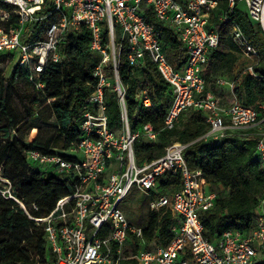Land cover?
I'll return each mask as SVG.
<instances>
[{
  "label": "built area",
  "instance_id": "built-area-1",
  "mask_svg": "<svg viewBox=\"0 0 264 264\" xmlns=\"http://www.w3.org/2000/svg\"><path fill=\"white\" fill-rule=\"evenodd\" d=\"M0 6L6 8L0 10V53L17 54V67L30 70L29 81L37 89L44 87L38 78L46 64L62 59L58 45L67 31L87 28L91 32L90 49L100 56L93 73L97 85L87 100L92 108L83 114L80 140L68 150L79 153L81 158L66 159L37 150L26 152L30 163L63 171L72 187L46 216H29L43 226L47 248L53 257L46 264H117L125 257L123 249L130 246L132 238L139 240L140 245L127 256L138 264L264 261V199L252 230L246 234L228 230L210 242L203 235L200 215L212 208L215 194L208 190L202 173L186 165L185 146L173 142L160 157L141 164L136 162L135 142L140 137L155 141L157 132L151 124L131 129L118 75L124 43L129 49L127 58L131 65L145 58L155 65L172 95L164 117L167 129H172L187 109L205 113L209 131L202 137L204 140L219 142L228 130L264 129V104L259 108L262 112L235 101L225 107L206 89L201 74L206 54L220 48L223 39L220 29L211 26L218 0H0ZM237 11L264 33V0H227L226 10L218 17L221 25H230V39L237 51L252 60L258 59V52L233 19ZM148 14L182 43L186 56L182 67H177L169 57L170 48L161 40L162 28L145 20ZM247 69L253 73L251 65ZM232 83L224 79L217 81L231 90ZM107 91L116 93L118 99L119 132L107 125ZM137 99L142 108L152 107L145 90L138 92ZM263 136L264 133L257 144V153L264 167ZM176 174L180 175L181 187L171 194H159L158 181ZM133 188L146 193L148 214L165 209L175 216L170 225L172 239L166 246H144L141 242L144 227L127 220L122 203ZM0 195L13 200L28 214L1 169ZM33 208L37 209L35 205Z\"/></svg>",
  "mask_w": 264,
  "mask_h": 264
},
{
  "label": "trees",
  "instance_id": "trees-1",
  "mask_svg": "<svg viewBox=\"0 0 264 264\" xmlns=\"http://www.w3.org/2000/svg\"><path fill=\"white\" fill-rule=\"evenodd\" d=\"M226 7L227 0H218V7L211 15V26L220 29L223 39L220 48L206 54L207 61L201 73L206 89L216 96L222 106H229L235 101L262 112L259 108L264 104V33L258 25L251 24L241 11L233 16L259 55L258 59H250L248 65L253 67V73L246 66L234 74L237 57L233 52L237 49L230 39L231 27L218 21ZM5 9L0 6V10ZM145 20L162 28V42L174 51L177 67H182L186 56L177 36L164 28L153 15H146ZM102 36H106L105 29ZM90 41L91 32L85 27L67 31L58 45L62 59L56 63L48 62L38 78L44 84L42 89H37L29 81V69L16 67L9 77H5L0 67V133L4 137L0 138V169L11 181L16 197L28 212L26 214L13 200L0 195V264H46L53 259L47 248L43 226L29 216H46L60 198L72 191V187L63 171L30 163L26 152L37 150L44 155L70 158L62 152L68 151L80 140L83 114L92 108L87 100L97 85L93 73L100 56L90 49ZM221 47L229 48V51H221ZM128 52L124 43L119 56L118 75L124 89L130 127L136 130L144 124H151L157 132L155 141L140 137L135 142L136 162L141 164L160 157L173 142L184 145L186 165L191 170L200 171L208 190L215 194L212 208L200 215L203 235L208 241L215 242L228 230L248 233L254 228L258 208L264 199V167L257 153V144L262 138L261 127L228 130L219 142L204 140L202 137L209 131L205 113L187 109L179 115L174 127L167 129L164 117L172 99L169 85L149 59L131 65ZM7 57L11 56L0 55V64ZM220 77L233 82L231 93L223 95V88L217 85ZM21 82L37 94L33 95L27 118L40 115L41 104H44L54 120L53 132L44 139L36 136L26 143L21 137L20 126L27 122H22L12 106L13 94L24 97L16 88ZM140 90L146 91L152 102L151 108L144 109L139 105L137 94ZM106 104L108 127L120 129L116 93L106 92ZM158 187L159 194L177 191L181 187L180 175L161 178ZM174 218L165 209L150 212L143 228L142 244L146 247L166 246L172 239L170 225ZM130 243L123 249L125 257L117 264H138L127 255L136 251L140 241L132 238ZM254 264H264V261Z\"/></svg>",
  "mask_w": 264,
  "mask_h": 264
},
{
  "label": "rangeland",
  "instance_id": "rangeland-1",
  "mask_svg": "<svg viewBox=\"0 0 264 264\" xmlns=\"http://www.w3.org/2000/svg\"><path fill=\"white\" fill-rule=\"evenodd\" d=\"M167 52L169 55V49L167 50ZM7 53L8 52H2L0 53V55L6 56L8 55ZM10 56L11 57L2 59V62L0 64V67L3 69L5 77H9L12 74L13 70L17 67V62L19 58L18 55L15 53H10ZM16 86L19 94L23 95L24 97H20L16 94H13L12 106L14 111L17 113L18 117L23 119L22 122H27V124H22V126H20L22 139L26 143H28V141H30L36 136L42 139L48 137L55 128L54 120L49 112V109L46 105L41 104V114L32 118H27V111L32 106L33 95L37 94L23 82L18 83ZM224 91L225 90H222L223 95L227 93ZM119 131L120 130L118 129L117 132ZM261 132L264 133V129H262ZM2 137V133H0V138ZM62 154L66 157L81 158V155L79 153L75 154L70 153L69 151H64L62 152ZM147 205L148 200L146 197V193H141L133 188L130 191L129 196L123 201L122 209L128 221H130L135 226L144 227L148 217Z\"/></svg>",
  "mask_w": 264,
  "mask_h": 264
},
{
  "label": "crops",
  "instance_id": "crops-1",
  "mask_svg": "<svg viewBox=\"0 0 264 264\" xmlns=\"http://www.w3.org/2000/svg\"><path fill=\"white\" fill-rule=\"evenodd\" d=\"M221 51H224V52H227L229 51V48H222L220 49ZM170 54V58L173 60V62H176L177 63V60H176V57L174 55V51L173 50H169ZM236 57H237V60H236V63H235V66L233 68V73L235 74L238 70L246 67L249 65V63L251 62L250 58L246 57L245 55H243L242 53H240L239 51L235 50V52H233ZM220 79H224V80H229L228 78L226 77H220ZM218 86L222 87L223 90H225L224 92H227V93H231V88L227 85H219L217 84ZM232 95V94H231Z\"/></svg>",
  "mask_w": 264,
  "mask_h": 264
}]
</instances>
